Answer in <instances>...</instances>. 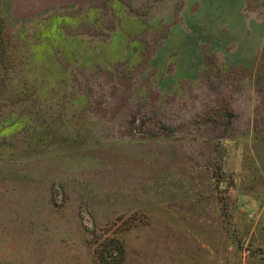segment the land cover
<instances>
[{
  "label": "rangeland",
  "instance_id": "1",
  "mask_svg": "<svg viewBox=\"0 0 264 264\" xmlns=\"http://www.w3.org/2000/svg\"><path fill=\"white\" fill-rule=\"evenodd\" d=\"M0 264H264V0H0Z\"/></svg>",
  "mask_w": 264,
  "mask_h": 264
}]
</instances>
